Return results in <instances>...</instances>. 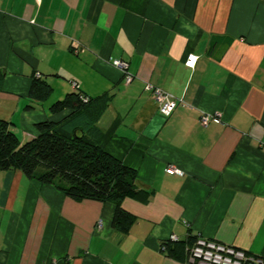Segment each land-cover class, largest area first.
I'll return each mask as SVG.
<instances>
[{"label":"crops","instance_id":"crops-1","mask_svg":"<svg viewBox=\"0 0 264 264\" xmlns=\"http://www.w3.org/2000/svg\"><path fill=\"white\" fill-rule=\"evenodd\" d=\"M38 76L53 87L42 101ZM74 81L106 97L100 116L50 111ZM148 84L185 104L162 115ZM0 118L21 144L45 120L83 133L151 192L122 202L137 218L124 232L114 203L2 171L0 264H181L162 248L173 235L264 257V0H0Z\"/></svg>","mask_w":264,"mask_h":264},{"label":"trees","instance_id":"trees-1","mask_svg":"<svg viewBox=\"0 0 264 264\" xmlns=\"http://www.w3.org/2000/svg\"><path fill=\"white\" fill-rule=\"evenodd\" d=\"M53 92L52 85L40 76L35 77L29 96L46 100ZM106 97H89L79 88L58 99L50 106L52 113L71 109L73 113L96 106L95 117L102 114ZM32 107V106H29ZM35 138L21 144L12 122L0 118V172L19 169L28 178L53 184L74 200L110 201L115 204L113 227L128 232L136 222L122 202L126 198L144 201L151 192L137 185L138 171L106 151L98 142L83 133L67 132L59 123L45 120L37 123ZM197 236L186 240H166L165 252L184 261L186 248Z\"/></svg>","mask_w":264,"mask_h":264},{"label":"built area","instance_id":"built-area-1","mask_svg":"<svg viewBox=\"0 0 264 264\" xmlns=\"http://www.w3.org/2000/svg\"><path fill=\"white\" fill-rule=\"evenodd\" d=\"M198 58L195 54H189L185 61L186 66L194 68ZM116 64L122 71L124 82L130 84L135 76L129 69V63L117 60ZM73 85L75 88L79 87L75 81ZM146 89L151 92L160 113L164 116H170L179 104H185L183 99L177 98L173 94L154 85L148 84ZM211 119V115L204 114L200 118V123L203 126H207ZM167 172L169 174H184L181 169L174 166L168 167ZM170 240L178 241L180 238L173 235L170 237ZM162 248L165 251L164 245ZM186 251L187 257L181 264H264L263 256L252 255L245 250L206 239L200 235L197 236L196 241L192 245L186 248Z\"/></svg>","mask_w":264,"mask_h":264}]
</instances>
